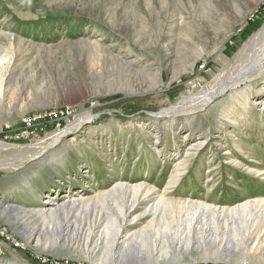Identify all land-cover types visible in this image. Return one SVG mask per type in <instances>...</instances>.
Instances as JSON below:
<instances>
[{
    "label": "rangeland",
    "instance_id": "374dc122",
    "mask_svg": "<svg viewBox=\"0 0 264 264\" xmlns=\"http://www.w3.org/2000/svg\"><path fill=\"white\" fill-rule=\"evenodd\" d=\"M263 25L264 0H0V142L8 145L0 160L21 163L0 169V220L26 246L9 248L0 264H42V257L49 264H96L83 246L90 209L80 212L77 233L72 217L65 231L55 221L51 232V219L32 210L119 182L145 184L175 206L188 200L231 207L264 198V70L188 117H158L183 96L212 88ZM92 41L125 55L136 72L102 60ZM261 43L257 38L240 53L244 65ZM130 85L140 90L125 94ZM65 129L59 143L31 159ZM186 153L192 156L180 179L167 185ZM115 197L98 208L109 212L112 203L116 214L123 204ZM224 220L198 214L182 243L194 248L153 264H264L230 247L200 249L201 238L227 233Z\"/></svg>",
    "mask_w": 264,
    "mask_h": 264
},
{
    "label": "bare ground",
    "instance_id": "6f19581e",
    "mask_svg": "<svg viewBox=\"0 0 264 264\" xmlns=\"http://www.w3.org/2000/svg\"><path fill=\"white\" fill-rule=\"evenodd\" d=\"M257 38H262V43L251 62L244 65L240 60L241 54ZM89 45L96 50L95 52L98 55H101L102 60L119 64L126 71H134L133 61L127 60L125 55L113 54L108 47L96 41L90 42ZM2 60H0V63ZM193 63L194 60L190 66ZM262 70H264V25L239 50L230 70L223 73L212 88H201L194 94L183 96L175 104L160 111L158 117L168 116L171 119H174L177 115L188 117L201 108L202 110L205 109L216 94L220 95L228 88L250 82L259 76ZM121 90L125 94H135L140 89L130 85V87H124ZM91 117L92 115L88 114L86 117L78 118L71 126H68V129L88 121V118ZM66 129L57 132L52 143L45 145L38 152L32 154L31 159L40 158L48 147H53L59 143L68 130ZM201 142L195 145L190 144L189 150L200 146ZM7 146V144L0 142L1 149ZM191 156V153H186L181 160H177L167 185L175 184L180 179L184 171L183 165L189 161ZM17 161L4 162L0 160V169L20 167L21 163ZM113 193L116 195L115 199L117 198L123 204L116 214H113L108 207H111L115 201L112 198ZM155 193L152 188L145 184L129 185L119 182L94 196H64L60 202H51V206L48 208H39L32 211L39 216L51 219V232L55 221L58 223L57 228L65 231L63 229L64 223L72 217L75 223V226L73 225L74 231L77 233L82 230L77 224L80 212L83 210L87 212L90 209L88 221L84 225L86 229L84 230L83 246L87 249L89 258L96 264H153L177 254L187 253L194 247L182 244L186 237L185 232H189V229L186 228L194 223L198 214L205 215L206 213L225 219V231L227 233H222L220 236L219 234H213L209 238H201V241H198L200 249H206L207 246H215L216 250H229L231 248V252L232 250H238L253 255L258 260H264V227L262 228L260 222L264 218V198L243 201L231 207H219L202 201L188 202V200L175 206L164 195L155 196ZM107 200H109L108 202L112 201V203L106 208V211L109 212H103L104 209H99L97 204L100 203L103 207ZM159 206L163 207L160 211H158ZM167 207L170 208V215L165 212L168 211ZM139 208H142L141 212H138ZM32 211H24L21 214L27 216ZM147 218H149V221L140 226V222ZM82 224L79 223V225ZM101 226L102 228H100ZM66 230L70 232L69 229ZM46 232L47 229L42 231L45 234ZM31 233L28 232V235L30 236ZM37 242H39V239H37ZM90 242H93V245L92 248L88 249Z\"/></svg>",
    "mask_w": 264,
    "mask_h": 264
},
{
    "label": "built area",
    "instance_id": "2783aa9c",
    "mask_svg": "<svg viewBox=\"0 0 264 264\" xmlns=\"http://www.w3.org/2000/svg\"><path fill=\"white\" fill-rule=\"evenodd\" d=\"M69 108H66V112H70ZM42 119V114L33 117V121ZM26 128L22 131L23 133L28 131V127L31 126L32 117L25 119ZM9 128V126H7ZM12 248L14 250H24L26 249L25 243L18 240L13 234L8 230L7 226L0 220V259L4 257L5 252ZM42 264H49L50 260L47 258H38L37 259Z\"/></svg>",
    "mask_w": 264,
    "mask_h": 264
},
{
    "label": "water",
    "instance_id": "95a60500",
    "mask_svg": "<svg viewBox=\"0 0 264 264\" xmlns=\"http://www.w3.org/2000/svg\"><path fill=\"white\" fill-rule=\"evenodd\" d=\"M216 96V95H215Z\"/></svg>",
    "mask_w": 264,
    "mask_h": 264
}]
</instances>
